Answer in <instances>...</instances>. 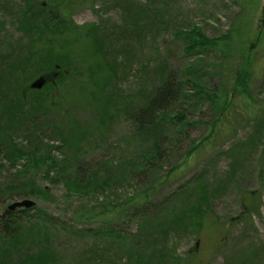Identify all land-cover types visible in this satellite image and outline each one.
<instances>
[{
  "label": "rangeland",
  "instance_id": "374dc122",
  "mask_svg": "<svg viewBox=\"0 0 264 264\" xmlns=\"http://www.w3.org/2000/svg\"><path fill=\"white\" fill-rule=\"evenodd\" d=\"M53 1L0 0V78L6 83L0 82V118L14 117L23 123L21 128L14 123L10 132L0 131L1 138H5L3 132L9 133L20 147L13 160L0 158V219L6 209L14 214L29 209L23 228L34 232L45 215L37 210L57 219L50 237L58 255L53 264H264V127L255 130L259 119L233 120L232 129L187 158L191 141L206 133V123L224 99L229 71L217 65L221 62L218 53L185 52L183 43V34L192 31H200L208 39L234 38L235 49L228 60L239 64L250 59L253 96L264 104V0H256L252 15L245 10L248 0H95L91 6L73 11L70 19L75 26L61 33L54 31V37L73 39L75 27L87 24L85 31L94 27L104 36L103 48L90 47L76 82L65 91V83L57 86L52 97L50 92L46 97L32 91L37 87L30 84L37 75L19 76L16 63L24 55L20 46L28 44L33 34L19 29L17 23L29 5L47 6ZM54 48L59 49L58 45ZM169 73L199 80L205 93L198 100L193 97L194 89L189 94L182 106L184 122L175 126L180 133L173 128L165 131V157L153 175H132L113 185L108 178L109 174L116 176L124 164L133 163L138 170L152 147V136L138 135L129 114L107 118L103 132L83 139L73 155L58 135H54L56 139L44 137L37 151L28 148L24 136L30 121L40 120L46 130L54 125L64 132L72 129L75 140L81 141L98 124L101 113L109 117L113 107L124 103L130 112L141 103V95L148 96L160 76ZM54 96L60 98L55 108L49 106ZM28 100L35 102L34 108ZM249 138L256 139L236 153ZM78 163L85 174L97 173L93 178L77 174L74 166ZM104 169L110 173H103ZM200 175L205 176L203 182L196 180ZM92 180L100 186L82 190ZM199 181L207 188L213 227L199 230L195 226L172 233V216L165 218L163 209L170 198L179 200V191L185 195ZM26 184L33 186L35 194L21 193L28 192ZM11 185L14 193L5 197ZM42 189L47 191L43 197L37 193ZM143 189L149 190L148 204L123 205L126 198ZM23 199L34 204L7 208ZM107 208L116 210L112 217L105 215ZM100 209L104 215L90 217ZM164 222L168 231L155 239L153 233L160 232ZM6 244L10 253V244Z\"/></svg>",
  "mask_w": 264,
  "mask_h": 264
},
{
  "label": "trees",
  "instance_id": "16d2710c",
  "mask_svg": "<svg viewBox=\"0 0 264 264\" xmlns=\"http://www.w3.org/2000/svg\"><path fill=\"white\" fill-rule=\"evenodd\" d=\"M95 0H54L49 2L46 6L38 4L33 6L29 5L22 15L21 20L18 21L17 25L22 31L33 34L30 35L31 41L24 46H20L21 51H24V55L20 59L21 62L16 63L17 70L19 69V76L23 74L34 75L37 79L43 80L44 83L39 88H33L32 91L40 96H46L48 92L50 97L51 91L57 86H61L65 83L66 86L62 87V91H65L67 86L72 85L76 82L79 66L82 62L86 60V51L91 47L93 49L103 48L106 40L102 34L98 35L97 30H93L94 27L85 31V27L88 25H78L75 27L73 39L70 37L64 38L60 36L59 38L54 37V34L58 31L61 33L67 29H71L70 25L75 26L71 23V14L73 11L80 8L89 7L94 3ZM37 3V1H36ZM246 11L251 15L256 9V0H248L245 3ZM84 32V34H82ZM63 34V33H62ZM184 39V49L185 52L195 51V53H205L207 51H213L219 54L218 60L221 62L217 65L221 68H227L229 86L228 90L225 91L224 99L219 101V107L215 112L212 120H209L206 124V133L197 140H192L187 153V158L190 159L197 152L212 143L214 137L227 129H232L233 120H256L259 119L256 131L259 128L264 127V104L255 101L252 92V79L254 75L253 66L249 62H230L228 56L234 51L235 46L233 45L234 38L231 39H221V38H211L208 39L200 31H192L187 34H183ZM263 43L261 44V49L263 48ZM58 45L59 49L54 48ZM67 50V52H65ZM23 54V53H22ZM102 55V54H101ZM104 55V54H103ZM94 56V52L88 57ZM248 58H252L248 55ZM196 62L199 63V59L196 58ZM231 63V65H230ZM79 64V65H78ZM83 66V65H82ZM81 66V67H82ZM190 67L187 68L189 70ZM11 70V69H10ZM189 74V72H187ZM10 78V76H9ZM7 78L6 80H9ZM3 78H0V82H3ZM17 81V80H16ZM6 84V83H4ZM30 88V86L25 89ZM195 90L193 97L198 100L205 92L203 85L199 80L191 77H176L174 74L169 73L164 76H160L157 84L153 87V90L149 92L148 96L141 95V103L127 111L125 103L120 107H113L109 117L105 112L100 114V120L97 119L98 124L92 126L90 131H87L84 136L80 139L81 141H76L74 135L75 131L72 129H67L65 132L62 130L61 126L54 125L51 130H46L45 126L40 120L30 121L26 127L25 140L28 143V148H32L33 151H37L38 144L40 141L55 138L54 135H58L61 138V142L68 147L71 155L76 152L78 145L83 139H87L93 135H100L106 127L107 118H114V116L123 114H129L130 121L134 124L135 129H137V134L146 136L152 141L150 153L148 156L143 157L141 166L138 170L135 169L133 163L124 164L116 176L109 174L108 178L114 182L111 185L116 184L121 181H125L131 178L132 175L141 177L142 174L149 173L153 175L161 167L163 161L164 150V139L166 137V132L172 128L180 133V129L175 128L176 125L183 123L185 118V102L189 101V94L192 90ZM83 90V88H82ZM60 95L64 97L62 92ZM47 97V96H46ZM54 100L49 103V106L55 108L58 105V100L60 98L53 97ZM186 100V101H185ZM31 108H34V101L28 100ZM183 106V107H182ZM28 110V109H27ZM108 113V111L106 112ZM15 117L18 115H14ZM20 118V116L18 117ZM99 118V117H98ZM44 121V119H43ZM110 121V119H109ZM17 123L21 128L23 123L16 120L14 117L8 119L0 118V131L10 132L13 129V124ZM229 128V129H228ZM48 131V132H47ZM5 138H1L0 135V158L7 159L8 161L13 160L16 152L18 151L16 147H19L14 141V138L10 136L9 133H2ZM56 139V138H55ZM256 138H249L242 143L239 151L245 149L247 146L251 145L253 140ZM61 146H58L60 148ZM20 148V147H19ZM36 149V150H35ZM147 154V153H146ZM237 158V157H236ZM155 160V162H153ZM264 159L261 160V170L264 168ZM76 167L74 171L77 174H82L84 177H92L91 175L96 174L89 173L85 174L82 171V166L78 163L75 164ZM63 170V168L61 169ZM109 172L105 170L104 172ZM172 172V171H171ZM110 173V172H109ZM170 172L166 173L167 176ZM173 173V172H172ZM149 175V176H150ZM93 178V177H92ZM205 176L200 175L196 177V180H205ZM195 184V189H189L185 195H183V190L179 191L180 199L176 200L175 196L168 200L165 208L163 209L164 217L168 219L171 217L172 222V233L177 232L178 229H189L190 227L199 226V230L204 226L210 227L214 223V218L209 214V208L207 207V188L205 183ZM100 182L96 180L89 181L86 186L82 185V190L84 187L100 186ZM142 183V182H139ZM218 186L222 185V182H218ZM29 188H26L28 192L26 195H33L35 191L32 189L31 184H26ZM9 190L4 193L5 197H10L14 191L12 185ZM24 191V189H22ZM16 193V192H15ZM41 196L46 195L47 191L42 189L40 192ZM194 198V196H196ZM149 198V190L143 189L138 191L136 194L126 198L123 205L128 203L136 204L138 206H143L147 203ZM132 207V205H130ZM119 207V204H118ZM116 211L113 208H107L105 215L108 217L113 216V212ZM36 213L45 214L43 219L39 222L36 232L30 229H24L23 223L25 220L29 219V209L22 208L18 214H14L13 211L6 209V214L0 219V264H53L57 259L58 255L53 248V242L50 237L58 224L57 219L51 216H46L45 212H41L40 209ZM34 214V213H33ZM104 215L101 209L94 212L90 217L96 218L97 216ZM23 217L25 220H23ZM211 219V220H210ZM167 228V223L164 222L160 229V232H154L153 235L156 237H162L163 233ZM198 230V231H199ZM189 231V230H188ZM100 234V232H98ZM144 233V232H142ZM9 242L11 251L6 248V243ZM32 245V247H29ZM14 248V249H13ZM12 251H17L11 254ZM55 251V253H54ZM128 262V261H127ZM126 262V264H127ZM132 264V262H128Z\"/></svg>",
  "mask_w": 264,
  "mask_h": 264
},
{
  "label": "water",
  "instance_id": "95a60500",
  "mask_svg": "<svg viewBox=\"0 0 264 264\" xmlns=\"http://www.w3.org/2000/svg\"><path fill=\"white\" fill-rule=\"evenodd\" d=\"M43 80L41 81L40 79L35 80L32 84H30L31 87H41L43 85ZM33 201L30 199H23V200H18V201H13L10 204L7 205L8 209H13L15 207L19 206H25L28 208L29 206L31 207L33 205Z\"/></svg>",
  "mask_w": 264,
  "mask_h": 264
}]
</instances>
